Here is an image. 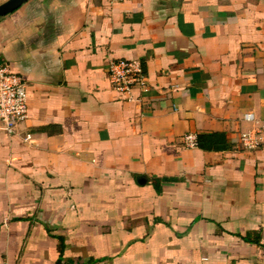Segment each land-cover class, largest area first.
<instances>
[{"label": "crops", "instance_id": "crops-1", "mask_svg": "<svg viewBox=\"0 0 264 264\" xmlns=\"http://www.w3.org/2000/svg\"><path fill=\"white\" fill-rule=\"evenodd\" d=\"M118 59L143 64L140 102ZM0 65L28 108L0 122V264H264V0H28ZM211 132L229 148L183 145Z\"/></svg>", "mask_w": 264, "mask_h": 264}, {"label": "built area", "instance_id": "built-area-1", "mask_svg": "<svg viewBox=\"0 0 264 264\" xmlns=\"http://www.w3.org/2000/svg\"><path fill=\"white\" fill-rule=\"evenodd\" d=\"M108 78L113 90L127 102H140V95L135 92L148 90L147 76L143 64L134 59H118L108 66ZM28 117L26 82L7 66L0 65V122L9 135L14 133L15 126ZM243 119L253 122L254 115L247 113ZM30 135L26 136L29 139ZM183 145L189 149L197 148L195 134H186ZM260 138L257 132H242L239 146L242 150L252 151L258 148ZM5 264V263H2Z\"/></svg>", "mask_w": 264, "mask_h": 264}, {"label": "trees", "instance_id": "trees-1", "mask_svg": "<svg viewBox=\"0 0 264 264\" xmlns=\"http://www.w3.org/2000/svg\"><path fill=\"white\" fill-rule=\"evenodd\" d=\"M197 148L203 151H224L229 148L226 135L223 133H198L196 135Z\"/></svg>", "mask_w": 264, "mask_h": 264}, {"label": "water", "instance_id": "water-1", "mask_svg": "<svg viewBox=\"0 0 264 264\" xmlns=\"http://www.w3.org/2000/svg\"><path fill=\"white\" fill-rule=\"evenodd\" d=\"M28 0H6L0 4V17L6 16L19 7H21Z\"/></svg>", "mask_w": 264, "mask_h": 264}]
</instances>
